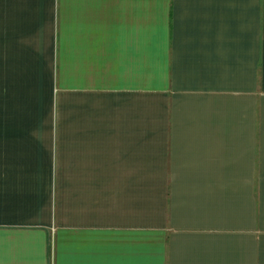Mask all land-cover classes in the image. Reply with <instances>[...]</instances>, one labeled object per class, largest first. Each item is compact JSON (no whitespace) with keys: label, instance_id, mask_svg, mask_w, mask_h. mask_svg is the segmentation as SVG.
Segmentation results:
<instances>
[{"label":"crops","instance_id":"0c3cea01","mask_svg":"<svg viewBox=\"0 0 264 264\" xmlns=\"http://www.w3.org/2000/svg\"><path fill=\"white\" fill-rule=\"evenodd\" d=\"M0 264H264V0H0Z\"/></svg>","mask_w":264,"mask_h":264}]
</instances>
